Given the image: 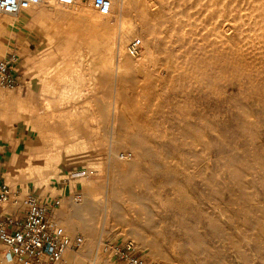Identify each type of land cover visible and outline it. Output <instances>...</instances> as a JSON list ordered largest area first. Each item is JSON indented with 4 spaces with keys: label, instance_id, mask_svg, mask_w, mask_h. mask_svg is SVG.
I'll use <instances>...</instances> for the list:
<instances>
[{
    "label": "rangeland",
    "instance_id": "rangeland-1",
    "mask_svg": "<svg viewBox=\"0 0 264 264\" xmlns=\"http://www.w3.org/2000/svg\"><path fill=\"white\" fill-rule=\"evenodd\" d=\"M131 2L108 18L88 0L86 16L55 2L0 14V60L19 57L0 90V176L44 203L70 186L85 222L67 264H124L105 249L129 242L152 264H264V0Z\"/></svg>",
    "mask_w": 264,
    "mask_h": 264
},
{
    "label": "built area",
    "instance_id": "built-area-1",
    "mask_svg": "<svg viewBox=\"0 0 264 264\" xmlns=\"http://www.w3.org/2000/svg\"><path fill=\"white\" fill-rule=\"evenodd\" d=\"M50 1L62 7H73L77 0H0V14L19 15L23 11ZM88 1L100 17L108 18L112 15L113 0ZM142 48L141 40L133 41L128 46V54L136 57ZM18 61L19 57L16 55L0 60V90H12L16 87L15 67ZM120 159L127 161L130 156L124 154ZM86 176L87 171L74 169L69 181ZM47 200L44 203L34 193L22 196L19 192L12 191L5 181H0V245L6 262L61 264L67 254L77 255L82 250L84 238L79 234L69 235L51 214L52 210L62 207L64 197L49 196ZM78 200L79 196L76 201ZM107 249L124 264H152L138 255L131 242Z\"/></svg>",
    "mask_w": 264,
    "mask_h": 264
},
{
    "label": "bare ground",
    "instance_id": "bare-ground-1",
    "mask_svg": "<svg viewBox=\"0 0 264 264\" xmlns=\"http://www.w3.org/2000/svg\"><path fill=\"white\" fill-rule=\"evenodd\" d=\"M215 1H217V0H215ZM258 1V0H257ZM232 2V1H231ZM249 2V1H248ZM261 2H262V0H261ZM50 3V7H52L53 9H54V6H55V4H54V2H48V4ZM228 3V2H227ZM260 3V2H259ZM264 3V2H263ZM256 4V3H255ZM258 4V3H257ZM261 4V3H260ZM44 5V4H43ZM54 5V6H53ZM58 5V4H57ZM57 5H56V9H58V7H57ZM132 5H133V3L131 2V0H113V8H112V14L113 13H115V12H118V13H120L121 12V14L122 13H124L127 9H130L131 7H132ZM232 5V4H231ZM228 6L229 7V9H230V7H232V6ZM233 5H234V3H233ZM81 6H83V4H82V0H77L76 1V3H75V5L73 6V7H76L77 9L75 10L76 12L77 11H79V12H77V13H79V15L80 16H82V15H85L86 16V14H87V12L89 11V10H87V12H86V8H83V7H81ZM85 6V5H84ZM134 6V5H133ZM255 6L256 5H254V9H256L255 8ZM259 6V5H258ZM81 7V8H80ZM89 7H91V6H89ZM88 7V8H89ZM155 7V6H154ZM157 7V6H156ZM49 8V7H48ZM62 8V7H61ZM72 8V7H71ZM51 9V8H50ZM252 9V8H251ZM92 10V9H91ZM147 10H149V9H147ZM152 10H154V12L156 13V16L159 18V19H161L162 20V18H163V15L160 13V11H159V9L157 8V9H152ZM261 10V9H260ZM146 11V10H145ZM150 11V10H149ZM212 11V10H211ZM263 11V10H262ZM261 11V12H262ZM56 12V11H55ZM76 12H73V13H75L76 14ZM151 12V11H150ZM154 12H153V14H154ZM242 12V11H241ZM146 13V12H145ZM229 13V12H228ZM249 13H250V11H249ZM74 14V15H75ZM152 14V15H153ZM206 14V13H205ZM231 14H233V13H231ZM243 14H245V11H244V13ZM252 14V13H251ZM253 14H256V13H253ZM262 14V13H261ZM260 14V15H261ZM78 15V14H77ZM78 15V16H79ZM87 15H89V14H87ZM247 15H249V14H247ZM258 15V14H257ZM256 15V16H257ZM262 15H264V14H262ZM261 15V16H262ZM149 16V15H148ZM153 16H155V14L153 15ZM155 16V17H156ZM222 16V15H221ZM229 16V15H228ZM241 16V15H240ZM100 17V16H99ZM151 17V16H150ZM233 17V16H232ZM249 17V16H248ZM101 18V17H100ZM152 18V17H151ZM257 18H259V17H257ZM2 19V18H1ZM177 19V18H176ZM105 20V19H104ZM108 20V19H107ZM146 20V19H145ZM158 20V19H157ZM223 20V19H222ZM247 20V19H246ZM94 21V20H93ZM99 21V20H98ZM103 21V20H102ZM240 21V20H239ZM3 21H0V24L2 23ZM215 22H216V20H215ZM225 22H226V20H225ZM246 22V21H245ZM224 23V22H223ZM222 23V24H223ZM231 23V22H230ZM237 23V22H236ZM235 23V21H234V23L233 24H236ZM241 23V22H240ZM252 23V22H251ZM262 23V22H261ZM216 24V23H215ZM226 24V23H225ZM224 24V25H225ZM238 24V23H237ZM243 24H244V21H243ZM246 24V23H245ZM244 24V25H245ZM154 26H156V25H154ZM222 26V25H221ZM233 26V25H232ZM232 26H231V24L230 25H226L225 27H224V29H221L222 27H220V29L222 30V31H219L218 30V33H219V36H222V34L224 35V34H226V33H231V31H232ZM186 27V26H185ZM214 27H216V26H214ZM234 27V26H233ZM131 28V27H130ZM187 28H189L188 26H187ZM256 28V27H255ZM235 29V28H234ZM259 29V28H258ZM258 29H257V33H258ZM247 30V29H246ZM245 30V31H246ZM185 31V30H184ZM233 32V31H232ZM244 32V31H243ZM251 32V31H250ZM130 33V32H129ZM183 33H186V32H183ZM232 34V33H231ZM243 34V33H242ZM249 34H251V33H249ZM261 34V33H260ZM227 35H230V34H226V35H224V36H227ZM245 35V34H244ZM243 35V36H244ZM253 35H254V32H253ZM252 35V36H253ZM262 35H264V34H262ZM223 38V37H222ZM225 38V37H224ZM247 39V38H246ZM229 41V40H228ZM244 43V42H243ZM249 43V42H248ZM117 46H116V48H117V51H118V55H119V58H120V61H124V60H126L127 59V56H126V51H125V47L123 46V39L122 38H120L119 40H118V43L116 42L115 43ZM114 44V45H115ZM114 45H111V46H109V48H107V53L104 55V57L106 58V60L108 61V60H110L109 58H110V55H112V53L115 51V46ZM242 46H244V45H242ZM245 47V46H244ZM241 48V47H240ZM243 49H245V48H243ZM255 49V48H254ZM264 49V48H263ZM241 52V51H240ZM257 53V52H256ZM263 53V52H262ZM114 54V53H113ZM145 54V53H144ZM247 54V53H246ZM253 54H255V53H253ZM148 55V54H147ZM146 55V56H147ZM149 56V55H148ZM147 56V57H148ZM245 56V55H244ZM248 57V56H247ZM105 58H102L101 60H104L105 61ZM243 58V57H242ZM251 58V57H250ZM258 58V57H257ZM264 58V57H263ZM100 59V58H99ZM245 58H243V60H244ZM98 60V59H97ZM117 60H119V59H117ZM128 60V59H127ZM257 61V60H256ZM114 62V61H113ZM146 62V58H145V56H142V58L140 59V61L139 62H137L138 64H137V68H138V75H141L142 73H143V69H144V65L146 64L145 63ZM121 63V62H120ZM125 63V62H124ZM245 63H247V62H245ZM97 64V63H96ZM108 64V63H107ZM111 64V63H110ZM114 64V63H113ZM262 64V63H261ZM101 65V64H100ZM128 65V64H127ZM126 65V66H127ZM166 65V64H165ZM111 66V65H110ZM116 66V65H115ZM118 66V65H117ZM120 66V68L122 67L121 65H119ZM104 67H106L105 65H104ZM111 67H113V65L111 66ZM125 67V66H124ZM165 67H167V66H165ZM171 67V66H170ZM108 68H110V67H108ZM123 68V67H122ZM121 68V69H122ZM112 69H114V68H112ZM166 69V68H165ZM97 70V69H96ZM95 70V71H96ZM104 70V69H103ZM175 70V69H174ZM111 71V70H110ZM109 71V73H111ZM91 72V71H90ZM162 72V71H161ZM100 73H101V71H100ZM102 74H104V73H102ZM147 74V73H146ZM100 75V74H99ZM144 75V74H143ZM112 76V75H111ZM116 76H118V75H116ZM96 77H99V76H96ZM108 77V76H107ZM105 78V77H104ZM111 78V77H110ZM147 79V78H146ZM104 80V79H103ZM107 80V79H106ZM245 80H247V79H245ZM250 80V79H249ZM253 80V79H252ZM117 81H118V78H117ZM217 87V86H216ZM245 87V86H244ZM209 89V88H208ZM231 89V88H230ZM234 89V88H233ZM236 90V89H235ZM246 90V89H245ZM213 91V90H212ZM222 91V90H221ZM23 105V104H22ZM21 105V106H22ZM27 107V106H26ZM30 106H28V108H29ZM25 108V107H24ZM31 109V108H30ZM51 109V108H50ZM29 110V109H28ZM34 110V109H33ZM37 110V109H36ZM25 111V110H24ZM117 112V111H116ZM47 116V115H46ZM117 119V118H116ZM56 120V119H55ZM114 125V124H113ZM34 129L36 130L35 132H36V134H37V136H38V138L39 139H41V141H42V139H43V136H42V132H41V130H40V128L39 127H37V126H34ZM57 137V136H56ZM49 162V161H48ZM126 166V165H125ZM127 170V169H126ZM86 198V197H85ZM75 204V203H74ZM73 204V205H74ZM76 204H78V203H76ZM76 206V205H75ZM79 211V210H78ZM77 212V211H76ZM75 214V213H74ZM71 219V218H70Z\"/></svg>",
    "mask_w": 264,
    "mask_h": 264
},
{
    "label": "crops",
    "instance_id": "crops-1",
    "mask_svg": "<svg viewBox=\"0 0 264 264\" xmlns=\"http://www.w3.org/2000/svg\"><path fill=\"white\" fill-rule=\"evenodd\" d=\"M19 138H22V136L20 135ZM14 141L18 142L19 139H17V138L12 139V142H14ZM12 144L13 143H6L5 145H3L0 148V166H1L2 162L6 160V158H7L6 155L9 152V148H10V146ZM0 172H1V167H0ZM0 181H5L6 182L4 177H1V176H0ZM69 188H70V186H67L64 189V195H63V193L56 195V196L62 195L63 197L65 196L64 197V203H63V205H62V207L60 209L52 210L51 214L58 221L59 225L64 230H67L70 233L79 234L80 232H78L76 227H77V224H81V223L84 226V222H85L84 210L81 207H73L71 210L68 208L67 200H68L69 195L65 194V192H68ZM81 218H82V221H81ZM83 219H84V222H83ZM83 226H82V228H83ZM92 226H93V229H88V227H86L85 229L84 228L83 229L80 228V230L82 229L83 233L93 232L96 235L98 233V224L95 223ZM108 251L111 252L110 249H107V251L105 250L106 253ZM70 255H72V254L71 253L67 254L65 256L64 262L61 263V264H67Z\"/></svg>",
    "mask_w": 264,
    "mask_h": 264
}]
</instances>
